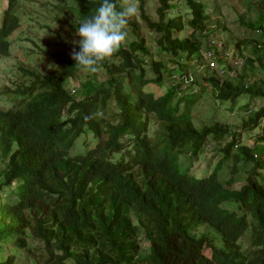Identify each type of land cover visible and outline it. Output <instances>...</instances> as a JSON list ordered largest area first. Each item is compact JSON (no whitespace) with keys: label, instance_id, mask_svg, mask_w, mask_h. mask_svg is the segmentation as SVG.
<instances>
[{"label":"trees","instance_id":"obj_1","mask_svg":"<svg viewBox=\"0 0 264 264\" xmlns=\"http://www.w3.org/2000/svg\"><path fill=\"white\" fill-rule=\"evenodd\" d=\"M4 1L0 56L21 26L19 0ZM62 1L73 2L64 9L75 18L67 23L71 39L40 50L55 70L44 77L24 71L32 80L14 91L29 97L24 110L0 112V264H264V176L259 181L255 173L264 169V145L256 159L239 127L209 115L218 102H232L234 111L244 95L249 108L264 100V0H239L248 14L234 20L259 39L223 43L209 32L211 23L226 26L220 0L216 21L197 0H157L156 18L144 0H134L139 7L126 30L136 40L91 75L75 68L70 54L75 23L98 0ZM125 2L114 0L117 7ZM182 4L188 21L176 12ZM253 8L256 20L248 18ZM142 28L159 35L154 43L169 60L153 54ZM184 30L190 36H175ZM194 85L212 89L210 106L198 102ZM249 115L243 127L261 130L264 142V104ZM90 132L96 146L89 148V138L77 146ZM209 144L221 165L230 157L244 170L255 165L240 189L218 171L203 178L180 172ZM231 204L240 214L227 209Z\"/></svg>","mask_w":264,"mask_h":264},{"label":"rangeland","instance_id":"obj_2","mask_svg":"<svg viewBox=\"0 0 264 264\" xmlns=\"http://www.w3.org/2000/svg\"><path fill=\"white\" fill-rule=\"evenodd\" d=\"M183 3L186 1L182 0ZM204 5L211 7V9H214V7L217 5L218 0H197ZM144 3L148 9V13L156 18V7H157V0H144ZM222 7H224L226 14L228 15V23L224 22L226 26L222 28L221 26H217V23H211L209 25V32L215 33L212 35L216 39V37H219V39L226 42H233V41H245L247 39H259V37L256 35V33L249 31L237 24L234 20L239 17L240 13L242 12V4L239 0H220L218 2ZM136 7H139V4L135 3ZM73 5L72 1H62L57 2V0H19L18 7L16 10V14L20 20V28L15 31L10 37L9 42L11 43L10 46V53L8 57H0V108L1 109H9L21 100V97L15 95L14 89L17 86H23V85H29V78L26 77L23 74L22 69H28V70H34L36 73L40 74L42 77L47 75L49 72L55 70V65L53 64V61L46 57L44 54H41L42 52L40 50L46 51L50 47L56 48V43H58V38L61 36L66 37L69 39L70 33L72 32V29L70 31L69 26L67 25L68 22H72L75 18L70 11L64 10L65 7ZM228 5V6H226ZM5 8V2L4 0H0V28L2 26V16H3V10ZM256 8L251 9V15L248 16V18H251L253 20L258 19L256 14ZM138 10V8H137ZM215 10V9H214ZM237 12V15H235L234 12ZM179 15L183 14L186 21H188V17L186 13L184 12V6L183 4L177 8L176 11ZM246 14H248L246 12ZM58 17L61 18V22H58ZM212 21H216L215 18L211 19ZM64 21H67L64 24ZM219 28V30H217ZM66 30L68 33H66ZM129 31V28H127ZM72 39H76L74 33H72ZM69 35V37H67ZM141 36L146 37L148 40L146 42L147 45L150 46V49L152 50L154 55H157L158 59L162 60H169L170 56L166 52L160 53L159 48L155 45L154 40H156L159 35H153L152 33H149L145 28H142ZM176 37H179L180 39H184L188 36H190V30H184V32H177ZM71 39V37H70ZM136 40L131 34L128 35L126 39L121 43V47L127 48L128 45ZM234 43L230 45L229 48H235ZM35 48V49H33ZM32 50V51H31ZM31 51L30 53H28ZM159 53V54H158ZM25 64V65H22ZM19 65V66H18ZM206 65V60L204 61V64ZM31 67V68H30ZM197 70V65L193 66ZM17 68V69H16ZM22 68V69H21ZM195 70V69H194ZM40 73H39V72ZM105 76V72H103ZM17 76V79L14 78L15 75ZM91 75V74H88ZM14 78V79H13ZM204 79V78H203ZM13 80V83L11 84L10 81ZM252 82L253 80L250 79ZM196 81L199 83L202 81V77H199ZM204 82V80H203ZM8 86V87H7ZM72 86V84H69V89ZM6 88L8 93H5L4 88ZM199 94L202 95V99L198 101L199 103L203 104L202 106H210L213 102V91L207 90V91H199ZM199 96V95H197ZM196 96V97H197ZM247 95L242 96L239 100H242L246 98ZM264 101V100H262ZM197 102V103H198ZM222 106L219 105H213L209 107V115L211 114V118L218 120L219 122H222L224 124L228 125H238L240 128V133L242 134L241 139L245 141H254L256 138H258L257 134L260 131L259 129L252 130L248 133V135H244L243 128L238 124L239 117L236 116V113L231 111L232 102L228 103H220ZM262 103L259 102V100H256L254 102V107L257 109H260L262 107ZM252 109L251 111H253ZM247 109L245 108V112ZM193 112H198V110L193 108ZM196 115V113H193ZM205 113H202L204 116ZM89 138V148H93L96 146V140L93 138V136L89 133L83 134L80 139L78 140L77 146L80 145L81 141L84 139ZM249 144V143H248ZM82 146L79 147V150L82 151ZM222 155H220V152L216 150V148L213 146L212 148H208L204 154H202L198 160H195L192 163H186V165H191V173L195 174L199 177H205L209 174H212L221 159ZM232 166V160H228L224 166V168L221 171V179L227 180L229 173L231 171L230 167ZM3 167V165H1ZM245 171L244 169H241L239 177L236 179V183L233 186L236 189H239L242 186L244 177H245ZM227 209L235 211L240 214L238 207L236 204H231V207L226 206ZM140 237H142V234H140ZM245 241V240H244ZM9 248L11 245L9 244ZM147 244L146 242L142 241V250H146ZM204 254L208 255L207 251L202 250ZM198 253V252H197ZM145 257L144 254L140 255V259Z\"/></svg>","mask_w":264,"mask_h":264},{"label":"clouds","instance_id":"obj_3","mask_svg":"<svg viewBox=\"0 0 264 264\" xmlns=\"http://www.w3.org/2000/svg\"><path fill=\"white\" fill-rule=\"evenodd\" d=\"M5 8H6V3H5ZM211 11L213 13V15L211 16V19L212 18L217 19L216 14H217V12H219V10L211 9ZM3 12H4V10H3ZM136 12H137V7H136L134 0H126V2L122 3L119 7H117V5L114 3V0H98L94 9H91V11L89 12L88 15L83 16L82 19H80L78 22L75 23L76 26H75L74 35H75V37H78V39L74 41L75 47L73 48V50L70 54L71 59L74 61V67L78 68L80 71L87 73V74H93V73H97L98 71H100L103 62L106 61L107 58H109L112 55V53L126 39V37H127L126 26L128 24L129 18L134 17ZM246 12L247 11L245 9H243L242 12L240 13V15L246 16ZM234 13H235V15H237L236 11ZM224 14L226 15V21H224V22L228 23V15L226 13H224ZM1 28H2V26H1ZM213 34H215V33H212V35ZM210 39L214 43L215 42H219V43L225 42V41L219 39V37H216V39L213 40L214 38L211 36ZM226 42H229V41L226 40ZM9 45L11 46L10 42H9ZM219 47L223 48V47H221V45ZM31 51H29L28 53H30ZM9 53H10V47H9ZM9 53L7 56H0V57H8ZM262 56H264V53L262 54ZM22 65H25V64H22ZM25 66H27V65H25ZM27 67H29V66H27ZM239 69H241V68H239ZM22 70H23V74L26 77H28L29 81L31 82L32 78L29 75H26V73H24V71L27 73H32L35 71L33 69L32 70L22 69ZM243 72L244 71H235V69H233L232 73L237 76V75H241ZM193 73H195V71ZM223 73H224V71H221L220 74L224 78ZM17 76L18 75L16 74L14 76V78L17 79ZM198 77H200V75H198ZM251 79L253 80V82L255 81L254 77H251ZM192 80H194V79H192ZM30 82H29V84H30ZM10 83L12 84L13 80L10 81ZM184 83L187 86H189V84H188L189 81H186ZM200 83H201V87L206 85L205 82L203 84V78H202V81ZM200 83L197 81V84H200ZM251 83H252V81H249L248 84H246V87H248V85H250ZM23 86H26V85H23ZM187 86H185V87H187ZM7 87L4 88L5 93L9 92L6 90ZM193 87L195 89V91L193 92L194 95H199L200 88L197 87L196 85H194ZM16 88L14 89V91L16 90ZM185 89L187 90V88H185ZM201 90L207 91V90L202 89V88H201ZM208 90H210V89H208ZM13 93L15 94V92H13ZM15 95H17V94H15ZM239 99L236 101L237 102L236 104L242 108L239 110H234L233 112L234 113H242V116L239 117V120H238L239 123L238 124L241 126V128H243L244 135L247 136L250 131L256 130V129L250 128L252 126H250L249 128H245V126L243 127V124H244V122H246V120L249 119L250 113H255L259 109L255 108V107L249 108L248 106H246V103L247 104L250 103V100H248L246 98H244L242 100H239ZM28 100H29V97H21V100L18 102V104H16L15 106H13L9 109H1L0 108V112H8L11 110H19V109L24 110V106ZM259 102L264 104L263 101H259ZM262 107H263V105H262ZM245 108L247 109L246 112H245ZM252 109H254V110L251 111ZM260 123H263L262 119L260 120ZM235 126L238 127V125H235ZM238 132L240 133V128H239ZM259 132H261V130ZM241 136H242V134H241ZM157 140H158V138H156V141ZM244 143L247 144L249 149L254 151V157L257 159L258 158V152L255 153V151H257L260 146H263L264 142H260L258 140V138H256L254 141H252V140L249 142L245 141ZM212 147H213L212 144L208 145V148H212ZM201 155L202 154H200L196 159H194L193 162L195 160H198V158ZM221 159H222V157H221ZM220 160H219L214 172L218 171V175L220 177V180H222L224 182L231 181L232 184L230 185V188L236 189L233 186L235 185L236 179L239 177L240 172H241L240 164H236L235 161L231 157L229 159L225 160L222 163V165H221ZM228 160H232V166L230 167L231 171L229 173L228 179L223 180V179H221L220 174H221V171L224 168V166ZM254 167H255V165L253 164L252 166H250V168L248 170L245 171V177H244L242 186L246 183L248 176L251 173L255 172ZM191 168H192V166L190 165L189 169L187 167H182L179 170L183 174L187 173L190 175H194L197 178H203V177H199L195 174H192ZM234 168H237V172H234ZM255 173L260 175V176H258V180L260 181L261 176H264V169L258 170ZM210 175L211 174H209L208 176H210ZM208 176H205V177H208ZM238 210H239V208H238ZM249 221H254V220L252 217H250Z\"/></svg>","mask_w":264,"mask_h":264}]
</instances>
